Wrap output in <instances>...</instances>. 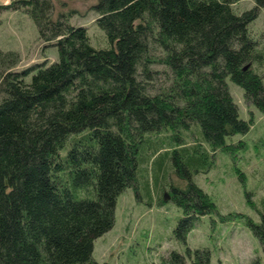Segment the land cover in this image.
<instances>
[{
  "label": "trees",
  "instance_id": "trees-1",
  "mask_svg": "<svg viewBox=\"0 0 264 264\" xmlns=\"http://www.w3.org/2000/svg\"><path fill=\"white\" fill-rule=\"evenodd\" d=\"M240 1L95 0L104 41L94 46L86 27L54 18L53 0H15L58 59L13 70L19 54L0 50V264H107L94 261V243L114 228L118 198L142 190L161 203L170 173L188 181L168 193L183 212L177 239L217 212L192 176L254 122L227 79L264 114V45L249 30L264 0L242 12ZM261 203L259 221L231 217L264 255ZM186 252L165 264H210L208 248Z\"/></svg>",
  "mask_w": 264,
  "mask_h": 264
},
{
  "label": "rangeland",
  "instance_id": "rangeland-1",
  "mask_svg": "<svg viewBox=\"0 0 264 264\" xmlns=\"http://www.w3.org/2000/svg\"><path fill=\"white\" fill-rule=\"evenodd\" d=\"M15 0H0V50L17 52L19 64L13 70H21L35 63H51L58 59L55 46L39 39L38 30L29 13L22 8H13ZM54 18L59 13L68 15L72 25L84 26L91 37L92 45L103 44L101 31L94 24L97 15L91 9L95 0H53ZM8 6V7H7ZM252 0H241L234 8L237 11L251 9ZM7 7V8H3ZM249 30L264 45V10L260 9ZM255 37V36H254ZM229 89L240 108V116L253 125L245 135L228 139V149L215 152V162L206 174H193L192 181L201 187L216 204L217 212L198 221L187 236V242L175 236V229L183 212L169 201L171 186L185 190L188 181L169 175L167 191L158 197L152 192L154 203L148 204V196L140 190L137 195L127 189L118 198L116 222L112 230L94 243V261L107 264H165L172 252L187 256L192 250L208 248L210 264H252L256 258L264 264V255L259 240L239 216L241 213L259 221V211L264 199V114L244 100L243 89L227 79ZM157 169V168H156ZM238 170L244 174L240 180ZM248 193L251 194L248 201ZM230 214L221 221V216ZM186 264H191L189 261Z\"/></svg>",
  "mask_w": 264,
  "mask_h": 264
}]
</instances>
